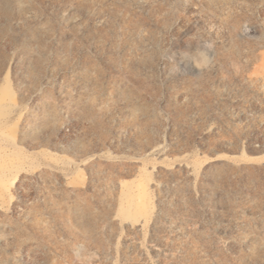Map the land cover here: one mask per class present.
I'll return each mask as SVG.
<instances>
[{"label": "rangeland", "instance_id": "obj_1", "mask_svg": "<svg viewBox=\"0 0 264 264\" xmlns=\"http://www.w3.org/2000/svg\"><path fill=\"white\" fill-rule=\"evenodd\" d=\"M264 0H0V264H264Z\"/></svg>", "mask_w": 264, "mask_h": 264}, {"label": "water", "instance_id": "obj_2", "mask_svg": "<svg viewBox=\"0 0 264 264\" xmlns=\"http://www.w3.org/2000/svg\"><path fill=\"white\" fill-rule=\"evenodd\" d=\"M262 153H264V150L253 151L251 154L252 155H260Z\"/></svg>", "mask_w": 264, "mask_h": 264}]
</instances>
